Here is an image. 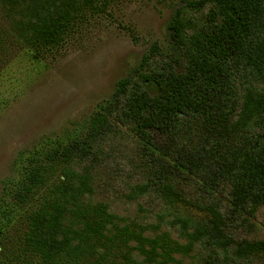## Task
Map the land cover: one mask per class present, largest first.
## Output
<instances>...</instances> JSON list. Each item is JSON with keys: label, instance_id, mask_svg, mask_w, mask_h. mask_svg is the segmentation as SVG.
Here are the masks:
<instances>
[{"label": "trees", "instance_id": "1", "mask_svg": "<svg viewBox=\"0 0 264 264\" xmlns=\"http://www.w3.org/2000/svg\"><path fill=\"white\" fill-rule=\"evenodd\" d=\"M109 3L0 0V53L58 45ZM167 29L72 136L28 159L19 210L0 207V264H264V0H181ZM123 186L142 220L107 202Z\"/></svg>", "mask_w": 264, "mask_h": 264}, {"label": "rangeland", "instance_id": "2", "mask_svg": "<svg viewBox=\"0 0 264 264\" xmlns=\"http://www.w3.org/2000/svg\"><path fill=\"white\" fill-rule=\"evenodd\" d=\"M180 2L111 0L108 11L100 10L78 23L53 47L36 50L20 42H5L0 53V207L5 213L19 210L12 188L28 159L36 162L44 151L76 132L95 105L112 94L117 80L139 62L149 44L166 37L168 21ZM0 23L8 29L5 20L1 18ZM97 178L95 188L102 179ZM130 188H110L106 199L125 221H139L144 213ZM104 193L108 191L98 196ZM162 229L163 225L158 232ZM254 234L238 228L235 236Z\"/></svg>", "mask_w": 264, "mask_h": 264}]
</instances>
